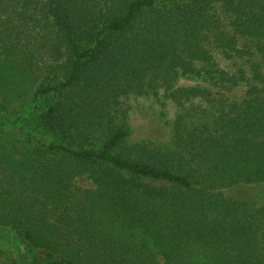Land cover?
Returning a JSON list of instances; mask_svg holds the SVG:
<instances>
[{"label":"trees","instance_id":"1","mask_svg":"<svg viewBox=\"0 0 264 264\" xmlns=\"http://www.w3.org/2000/svg\"><path fill=\"white\" fill-rule=\"evenodd\" d=\"M157 2L0 0V110L32 91L56 95L43 122L68 140L38 142L15 161L20 174L0 179V225L17 231L41 264H264V203L218 191L264 182V94L251 84L232 111L206 89L175 85L182 75L239 82L241 71L213 56L215 31L224 56L240 53L238 35L255 39L264 59V0ZM215 3L229 12L230 31L216 26ZM255 65L252 80L263 81ZM160 86L181 105L202 97L222 110L196 131L179 116L173 136L185 154L152 162L124 146L128 130L110 114L122 96ZM85 173L95 188L77 196L73 182Z\"/></svg>","mask_w":264,"mask_h":264},{"label":"rangeland","instance_id":"2","mask_svg":"<svg viewBox=\"0 0 264 264\" xmlns=\"http://www.w3.org/2000/svg\"><path fill=\"white\" fill-rule=\"evenodd\" d=\"M170 1L158 0L156 7L160 8L163 5H167ZM44 3H47V0H39L40 7ZM210 14L216 21L218 20L216 24L218 28L222 30L223 25L225 30H231L228 21L229 12L222 7V4L215 3ZM220 33L215 31L210 34L208 44L216 62L222 68L232 73L241 71L239 82L231 87H220L212 86L197 77L182 75L179 76L175 85L185 88L200 87L206 89L213 98L218 100L226 99V110L233 106L232 111H235L234 106L236 105L237 107L240 101L246 98L251 84H256L261 94H264V80L260 81L259 77H254L252 80L257 68L255 63L260 64L261 73H264V59L262 55L255 51V39L238 35L236 44L241 49L240 53L234 52L233 57L224 56L217 45L219 44L218 36H220ZM244 73L246 74V79L241 78V76H245ZM56 99V95L35 96L34 91H32L26 97L12 102L7 108L0 110V122H6L4 126L0 127L1 180H5L10 173L20 174V167H14L15 161L20 159L26 150L33 152L32 150L38 142L44 144L67 143L68 140L61 133L53 132L52 128L43 122V115L47 106ZM180 102L182 105L168 97L163 87L160 86L147 92L129 93L127 96L120 98L119 104L116 106L112 105L110 118L116 112L113 119L114 124H123L127 128L128 135L124 141V146L132 150L135 158L159 162L162 158L160 157L161 154L166 155L171 152L181 155L185 154V150L183 153V149H180L175 136H173V127L176 119L182 116L188 127L196 131L205 125H212L219 118L222 110V106L219 103L211 104L206 98L202 97L190 100L183 99ZM87 140L89 143L91 142L89 138ZM96 144L98 146L100 141L97 140ZM84 145L87 146L88 144L85 142ZM44 155L49 158L46 154ZM13 156L14 158H12ZM142 180L156 186H168L158 180L149 178H142ZM94 188L95 184L87 173L79 175L73 182V191L77 196L81 195L84 190H92ZM218 191L225 198L247 200L257 206H261L264 203V182L239 183L221 188ZM0 234L6 236L5 239L0 240V261L2 263L41 264L38 258L31 257L28 254L21 235L17 231L0 225ZM261 247L264 249V245H261ZM190 248L198 250L197 247L192 245H190ZM197 260L199 261L198 264H231V262H222L221 260H207L205 262L200 257Z\"/></svg>","mask_w":264,"mask_h":264}]
</instances>
